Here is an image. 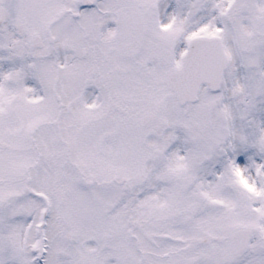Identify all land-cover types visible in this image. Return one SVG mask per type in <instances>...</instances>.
Masks as SVG:
<instances>
[{"label":"snow or ice","instance_id":"snow-or-ice-1","mask_svg":"<svg viewBox=\"0 0 264 264\" xmlns=\"http://www.w3.org/2000/svg\"><path fill=\"white\" fill-rule=\"evenodd\" d=\"M0 264H264V0H0Z\"/></svg>","mask_w":264,"mask_h":264}]
</instances>
